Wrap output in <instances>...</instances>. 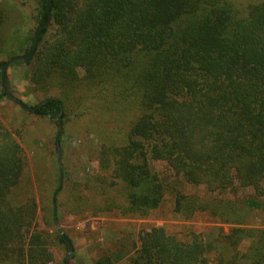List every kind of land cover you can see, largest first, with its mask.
<instances>
[{"label":"trees","instance_id":"obj_1","mask_svg":"<svg viewBox=\"0 0 264 264\" xmlns=\"http://www.w3.org/2000/svg\"><path fill=\"white\" fill-rule=\"evenodd\" d=\"M46 1L38 0L35 28L47 20ZM49 11L51 26L39 31L33 57L21 61H36L33 86L52 84L67 95L89 86L104 92L105 100L116 89L137 101L139 113L126 130V143L111 150L112 177L128 189L123 212L143 217L170 194L174 212L186 206L190 217L218 214L217 203L187 196L181 182L204 185L212 194L237 184L263 195L264 0L247 9L234 0H50ZM32 47L33 31L23 55ZM2 98L9 99L0 89ZM35 107L26 112L57 121L60 115L61 122L67 117L63 98L48 97ZM158 162L173 175L157 171ZM24 165L21 151L0 146V264H52L45 234L37 229L33 195H16ZM53 200L57 209V196ZM46 221L54 223L52 204ZM233 232L226 238L237 245L242 238L237 233L244 231ZM57 240L66 247L58 234ZM179 247L162 229H153L141 236L132 264H182V254L175 253ZM205 247L201 241L184 247L188 261L197 256L200 261ZM253 250L219 264H263L264 241Z\"/></svg>","mask_w":264,"mask_h":264},{"label":"rangeland","instance_id":"obj_2","mask_svg":"<svg viewBox=\"0 0 264 264\" xmlns=\"http://www.w3.org/2000/svg\"><path fill=\"white\" fill-rule=\"evenodd\" d=\"M234 2L247 9L258 0ZM37 6L38 0H0V62L23 55L26 39L36 26ZM51 24L52 19L48 27ZM17 62L11 63L5 74L12 97L27 107H35L48 97L66 102L67 117L61 122L59 138L62 184L56 195V217L73 248L70 264H132L141 250V236L153 229H162L166 238L182 246L177 248L181 252H175L182 254V264H219L220 260L230 263L235 253L252 255L264 241V182L262 196L251 188L240 189L237 184L224 193L213 194L204 185L178 184L187 196L217 203L216 216L205 212L190 217L185 215L186 206L182 208L184 212H174L170 194L143 217L123 212L121 206L127 204L128 189L123 181L112 177L116 158L111 150L126 143V130L139 113L136 99L120 95L116 89L105 100L101 94L104 92L90 91L89 86L68 95L52 84L35 87L31 81L35 59L29 64ZM83 78V71L78 70V79ZM57 123L56 119L29 114L8 98L0 99V146L15 147L23 155L25 165L16 195L20 197L26 191L33 195L39 212L37 229L45 234L52 264H61L67 254V248L58 243L54 223L46 221L59 185ZM154 168L167 177L173 175L164 162L154 163ZM110 207L115 208L112 213L108 212ZM82 209L87 212L79 213ZM234 230L244 232L237 233L242 236L237 245L236 241L230 245L226 237ZM200 241L206 246L205 253L200 261L197 256L191 263L190 250L184 247ZM239 264L252 263L244 260Z\"/></svg>","mask_w":264,"mask_h":264},{"label":"water","instance_id":"obj_3","mask_svg":"<svg viewBox=\"0 0 264 264\" xmlns=\"http://www.w3.org/2000/svg\"><path fill=\"white\" fill-rule=\"evenodd\" d=\"M49 5H50V0L46 1V13H47V20L44 24H40L38 25L34 31H33V47H32V51L29 54L26 55H16V56H12L10 57L3 65L2 70L0 72V85H1V89L7 94V96L9 97V99L15 103H17L23 110L25 111H29V112H35L36 111V107H27L24 106L22 103H20L18 100H16L14 97H12L11 92L7 89L6 86V70L8 68V66L15 61H24L26 59H31L37 49L38 46V42H39V31L41 29H45L48 27L50 21H51V15H50V11H49ZM47 117H49V115H47ZM62 132V127H61V119H60V115H59V119H58V129H57V135H56V159H57V164H58V172H59V185L57 190L54 192L53 194V199L55 198V196L57 195V193L60 191L61 189V184H62V164H61V153H60V148H59V138ZM52 207H53V217H54V226L56 228L57 234L64 240L65 245L67 247V254L65 256V261L68 263L71 255L73 254V248L71 246V243L66 239V236L64 234V231L62 229V227L60 226L57 218H56V203L53 200L52 203Z\"/></svg>","mask_w":264,"mask_h":264}]
</instances>
